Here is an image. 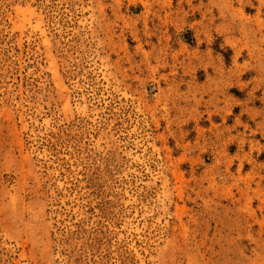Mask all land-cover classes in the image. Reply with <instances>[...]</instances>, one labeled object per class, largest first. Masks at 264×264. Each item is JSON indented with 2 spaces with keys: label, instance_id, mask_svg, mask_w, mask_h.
Wrapping results in <instances>:
<instances>
[{
  "label": "rangeland",
  "instance_id": "rangeland-1",
  "mask_svg": "<svg viewBox=\"0 0 264 264\" xmlns=\"http://www.w3.org/2000/svg\"><path fill=\"white\" fill-rule=\"evenodd\" d=\"M0 264H264V0H0Z\"/></svg>",
  "mask_w": 264,
  "mask_h": 264
}]
</instances>
